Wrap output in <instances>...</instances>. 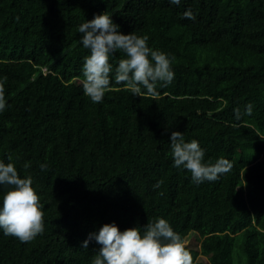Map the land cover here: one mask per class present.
<instances>
[{
	"label": "trees",
	"instance_id": "1",
	"mask_svg": "<svg viewBox=\"0 0 264 264\" xmlns=\"http://www.w3.org/2000/svg\"><path fill=\"white\" fill-rule=\"evenodd\" d=\"M189 9L194 21L183 18ZM105 12L175 57L157 99L114 81L102 103L84 95L90 52L78 27ZM122 58H110L113 76ZM0 83V161L11 155L33 177L44 206V232L31 242L0 229V264H91L100 245L82 248L90 233L158 218L185 246L199 243L186 246L193 261L206 257L195 264H264V0H0ZM173 131L198 141L206 162L233 168L193 183L173 166Z\"/></svg>",
	"mask_w": 264,
	"mask_h": 264
},
{
	"label": "clouds",
	"instance_id": "2",
	"mask_svg": "<svg viewBox=\"0 0 264 264\" xmlns=\"http://www.w3.org/2000/svg\"><path fill=\"white\" fill-rule=\"evenodd\" d=\"M169 2L178 6L181 0ZM183 18L194 21L196 16L189 9L183 13ZM119 27L107 12L79 25L80 43L90 52L82 66L84 95L92 103H102L105 94L112 90L114 81L135 97L157 99V85L167 86L174 79L172 64L175 57L149 47L147 35L123 34ZM118 52L123 53L124 58L119 60L113 76L110 58ZM5 108V88L0 83V112ZM251 111L249 104L247 113ZM170 140L173 166L189 171L195 184L216 181L234 166L223 157L215 163L206 162L205 150L199 142H186L182 132L173 131ZM12 159L9 155L8 163L0 161V186L8 189L0 206V229L4 235L27 243L44 232V206L33 187V177H21ZM29 167L30 163L23 165L25 170ZM40 168L47 170V165L41 164ZM162 183L158 181L153 187L160 188ZM92 241L100 247L91 264H193V257L182 236L164 218L124 231L115 223L104 224L98 233L89 234L82 248L88 249Z\"/></svg>",
	"mask_w": 264,
	"mask_h": 264
},
{
	"label": "rangeland",
	"instance_id": "3",
	"mask_svg": "<svg viewBox=\"0 0 264 264\" xmlns=\"http://www.w3.org/2000/svg\"><path fill=\"white\" fill-rule=\"evenodd\" d=\"M191 236V238H195L194 237V234H191L190 235ZM188 240V239H187ZM197 241H193L192 239H189L187 242H186V246H187V248L188 249H190V250H196V251H198L199 250V243L197 242ZM238 245H240V241H237V243H236V247H235V251H234V258L236 259V252H237V250L239 249L238 248ZM206 261V257H204V256H201V255H199L194 261H193V264H195V263H199V262H205ZM235 264H237V262H236V260H235Z\"/></svg>",
	"mask_w": 264,
	"mask_h": 264
}]
</instances>
